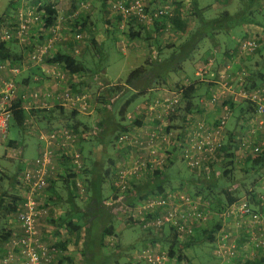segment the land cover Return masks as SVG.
I'll list each match as a JSON object with an SVG mask.
<instances>
[{"label":"built area","instance_id":"obj_1","mask_svg":"<svg viewBox=\"0 0 264 264\" xmlns=\"http://www.w3.org/2000/svg\"><path fill=\"white\" fill-rule=\"evenodd\" d=\"M55 1H50L54 7ZM88 1L84 0L79 4L85 11L90 7ZM144 1L110 0L107 9L111 14L118 15L121 23L134 21L146 27L153 26L161 17H172L173 7L170 4L149 9ZM45 13L41 5L26 4L16 11L15 16L6 18L0 27V44L15 40L26 49L20 63L0 61V75H6L0 77V155L4 150L8 155L17 150L5 145L10 140L8 134L13 126V112L18 100L15 77L29 65H40L46 57L53 56L56 53V43L66 39L57 26L58 23L45 26L42 20ZM45 29L48 30L46 34L51 36L42 41L38 40L36 32ZM85 37L83 33L72 36L74 47L70 55L76 57L79 54L78 44L83 42ZM258 42L256 36L238 41V58L253 54L259 46ZM151 53L153 60L156 59L155 52ZM228 62L215 74L212 72L214 60L208 58L206 63L196 65L194 80L184 77L182 87L173 90L160 89L163 92H159L158 96L146 101L143 106H136L127 114L126 119L132 128L116 137L120 156L109 177L111 193L102 201L103 206L123 220L125 225H138L144 234L154 235L171 230L179 242H187L197 235L198 229L206 227L212 239L208 242L212 246L210 253L214 258L208 264H221L222 261L239 257L243 253L237 246L230 227L238 230L241 233L239 236L243 235L249 244L264 250V192L257 193V202H252L248 195H243L211 215L208 202L202 196L186 189L166 187L161 191L147 190L146 194H140L139 190L145 187L150 173L164 171L166 166L177 158L185 163L190 172L219 174L218 165L221 158L218 157V150L226 140V126L233 114L230 104H225L226 102L248 103L253 108L250 131L240 140L241 148L257 152L264 144L254 142L256 132L264 125V83L249 88L248 72L242 69L234 74L230 71L231 65ZM47 73L52 80L65 84L69 75L63 68H51ZM93 79L97 84L102 83L99 76H93ZM200 82L212 84L210 98L205 100L204 104L214 107L217 104L220 107L216 118L207 123L190 113L185 116L181 129L172 128L174 122L171 118L180 114L184 87ZM41 94V90H36L32 97L37 100ZM96 98L99 96L96 95ZM61 99L60 103L80 114L87 115L92 111L94 97L88 90L76 92L68 85L63 90ZM144 117L151 120L149 127L133 125L134 121H140ZM104 135V130L98 126L80 131L63 126L37 130L40 150L20 171L14 190L21 196L16 214L20 231L8 239L1 264L58 262L57 255L60 250L55 244L47 243L43 239L37 226L39 218L48 208L45 196L48 180L51 176H67L68 173H74L75 176L71 178L72 186L77 187L79 194H86L85 184L77 176L84 167L78 144L80 141H90L95 136ZM56 153L62 161L61 165L55 161ZM261 186L264 190V180L261 181ZM214 215L217 224L213 229L208 222L213 220ZM145 240L143 247L132 253V258L149 264H188L170 256L168 248L160 242L146 238ZM106 242L114 247L118 241L110 235L106 237Z\"/></svg>","mask_w":264,"mask_h":264},{"label":"trees","instance_id":"obj_2","mask_svg":"<svg viewBox=\"0 0 264 264\" xmlns=\"http://www.w3.org/2000/svg\"><path fill=\"white\" fill-rule=\"evenodd\" d=\"M254 2H256V0H239V4L246 6L248 5L247 7L246 6L240 7V9L244 8L243 11H245L246 8L251 7L254 4ZM54 3L56 5V1ZM166 3L170 4L173 7L172 17L171 18L161 17L159 20H157L154 23V25L151 26L153 27V32H154L153 33L154 35L151 37H153L156 41H158V37L163 31H168V32L172 31V32H178L180 34V37L183 38V40H181L177 44H173L172 46L166 47L165 50H167V54L164 55L163 57L158 56L154 60L148 59V61H146L144 64L132 70L127 75L123 84L117 83L115 85H111L110 83H105V85L107 86L106 87L107 89L105 90L106 92L103 94V96L101 97L99 96L98 98L99 99L98 110L100 111L101 117L98 125H96L104 130L105 135L103 137L95 136L92 140H102L107 136V134H111V128H110L111 126L112 127L114 126L117 129L116 131H118V133L127 132L132 125L130 124L125 125L127 121L126 114L130 106L137 100V98L141 94H147L148 91L150 90L154 91L157 89H163V87H169L170 76L172 74L177 75L183 73L185 71L184 64L190 61L193 62L196 55L202 50L201 45H203V42L210 38L214 40L217 34L225 33V31L230 30L232 26H228L227 22L233 16H236L230 14L228 11H222L218 17L215 18L205 17L203 14L204 12L200 10L198 0H174V1L163 0L160 3V5H164ZM45 4H46L45 6L41 5V8L44 9L46 12L42 16V20L45 26L48 27L56 23L57 15H56L55 7L53 6L52 3L46 2ZM19 5L17 7H19ZM183 9L186 10L189 9L196 22L194 27L189 31H187L188 26L186 25V22L182 17L181 12L183 11ZM16 10H18V8ZM239 12L242 11L240 10ZM249 24L256 25L251 21L249 22ZM128 35L130 39H143V40L147 39L141 37L142 35L140 31L135 32L132 29H129ZM183 35L185 36L183 37ZM242 39H237V41L235 42L236 48L238 47V41ZM151 48L152 47H150V49ZM25 54L24 51L20 53L14 52L13 48H11V46L9 45V42L0 44V61L7 60L13 64L20 63L23 60ZM216 54H217L216 51L212 52L211 54L206 52L204 55L205 57L203 58L204 60L202 62V63H206L208 58H213L214 66L212 72L215 74H217L218 65H219L217 64L219 62H217ZM236 54H238V49H236ZM233 55L234 53L230 54L227 60L234 61ZM44 61L48 64L61 65L63 70L66 71L69 75L80 74V73L88 75L90 71L89 69H87L84 63L79 61L75 56L70 55L69 53L66 52L58 51L50 58H45ZM256 75H260L261 79H263L264 81L263 73H258V74L248 73L249 77L247 80V86L249 88H254L261 85L256 83L257 81ZM186 76L184 74L182 76V80L184 77L186 78ZM201 85H206V89L209 86L210 91L208 96L206 95L199 97L198 99L199 102L200 101L204 102L205 100H208V98H210L211 87H212L211 83L207 84L204 82H200V83L187 84L186 87H184L183 90L184 92L182 93L180 114L177 117L171 118L173 122L178 121L180 124L179 126L174 125L172 128L181 129L182 123L183 121H185V116L189 115L190 113L193 114L191 110L194 107H196L195 102L197 101L196 99L198 96V89L200 88ZM179 87H182V82H178L174 86L175 89ZM126 93L129 94V97L125 98V101L119 107L117 113L118 115L117 120L116 117L113 116L115 121L113 122V120L111 119L112 114L109 113L107 106L111 105L110 100H112V98L118 95L119 97L117 99L121 100L122 96ZM225 104H230L232 108V112H235L237 105H239V104H233L231 102H226ZM243 104H245V106H247L250 109L249 111L252 112L251 114L253 115L252 106L248 103H243ZM15 107L16 110L13 112V127L16 128L18 130V133L22 135L26 130L25 128L27 124L28 113L27 111H25L20 107L19 100L16 101ZM216 107H218V109L220 108L217 104ZM57 108L59 107L54 108V110H57ZM75 113L76 111H72V114ZM133 125H139V122L134 121ZM65 127L77 131V128H74L71 125H66ZM226 135H227V139H226L227 141H224L218 150V157L221 158L220 164L218 165L220 168L219 174L216 175L214 172L211 173L210 175H204V173H196V177L189 178L191 181L195 180L197 184L203 186L205 185L207 186L208 183L207 181L211 182L214 180H220V181L225 180L228 183L227 187L221 188V190L215 195L211 193L210 186H208L209 194L206 195L205 193H203L204 191H200V190L197 192H190L196 195H200L204 199H210L209 196H212L214 201L212 203V199H210V204L213 205L209 206V208L212 209L214 212L221 211L224 206L234 201H237L243 195H248L250 197V200H252V202H255L257 194L255 193V190H253V187L264 180V144L260 146V149L257 152H252V150L250 149L247 150L249 151V153L245 154L244 156V166H243L244 168L242 170L244 175L242 176L241 179H238L234 175V171L236 170V162H237L236 151L239 148L241 149V151L244 149L241 148V145L238 141H235V137L233 136L232 133H228ZM20 143L21 142L19 141V139H12V140L10 139L9 141H7V145L12 147ZM172 164L173 161H171L170 164L166 166L164 171L157 170L153 173H150L148 175V180L146 181L145 187L144 188L141 187V189L139 190L141 191L140 194H146L147 190L161 191L164 188L168 187L169 181L171 177L174 176V173L172 170L168 171L167 168L170 167ZM248 174H251L250 179L247 178ZM18 176L19 175L16 174L15 176H13L12 179L7 178L8 176H6V178L12 180V182L10 183L11 189L9 191L6 190L2 192L0 195V212L2 214V216L0 214V219H3L5 215L7 216L11 212L15 211V208H17L16 211L18 210V204L21 200V196L19 194H16L15 191L12 190L13 188H15L16 184L19 181ZM73 176H75L74 173H68L67 176L60 175L59 177L62 178L60 180L63 181V184L65 185ZM95 182L97 181L92 179L89 180V183L84 182L86 187V193L88 194V192H90L89 195L86 194L87 196L86 202L88 203L89 206L88 209L90 214L88 219L86 221L85 220L82 221L83 224L81 226L77 223L70 224L69 222H66V217L61 219L66 225H68L67 227L68 230L70 231L79 230L81 227L86 229V237L84 236L83 242L81 244L82 247L80 249L81 255L84 260V264H103V260L105 259L106 257L105 255L107 254H113L115 256L117 255V257L119 256V258L122 255L120 251L121 249L119 248L120 244H118V242L114 247L110 246L112 247L111 251H109L110 249H108L110 247H108L104 243L105 242L104 239L107 236L110 235L116 236L113 232V225L111 224L108 225L107 223L115 215L111 212L109 208L103 206L102 204L103 199L107 196V195L104 196L102 191L101 184L103 182V178L101 177L99 179V182H97V184H95ZM72 188H73L72 191L76 193L78 197H80V199H82L83 195L77 192L78 191L77 187L72 186ZM11 204L13 205L15 204L14 207H12ZM91 220H93V222L89 224ZM212 227L213 229L215 228V226ZM212 227H210V229ZM12 235L13 233L11 229H8L7 226L1 227L0 244H6L8 239ZM96 235L98 236L97 238H95ZM148 239L150 241H158L162 245H166V247L169 250L168 253L170 256L175 257L178 260H184L188 264H192L191 258L188 256L187 253L183 251V248L186 246L194 245L198 240L206 241V242L212 240L210 238V235L206 227H202L198 229L197 235L195 237H191L189 240H187V242H179L175 238V235L171 230H168L167 232L162 231L158 234L150 235ZM144 242H146V240H144ZM62 246L63 244L60 243L56 244V247L62 248ZM209 251H210V245H209ZM124 257H125L124 260H126L124 262L127 263V260L129 258H132V255L126 256L125 254ZM64 261H69V258L65 257L64 259L60 257V259H58V262L56 264H65Z\"/></svg>","mask_w":264,"mask_h":264},{"label":"crops","instance_id":"obj_3","mask_svg":"<svg viewBox=\"0 0 264 264\" xmlns=\"http://www.w3.org/2000/svg\"><path fill=\"white\" fill-rule=\"evenodd\" d=\"M32 1L33 2L35 1L34 3H36L37 1H41V0H31L30 3L29 2L24 3L23 0H19L18 3L20 5L17 8L19 9L21 6L26 5V4L33 5ZM99 1L100 3L98 5L96 2L93 3V1L91 2L88 1V4L91 7V9L90 10L88 9L86 12L82 13V17L86 19L85 21H82L81 23L84 29L82 33L86 36L85 37L86 39L85 41L81 43L84 45L86 49H88L89 51L91 50L90 52H93L94 50L96 51L98 49L102 50V47L104 45H107L108 43L111 42L110 38H112V36L116 42L120 41L121 38H119V36L123 31V29H120L121 25L120 26L118 25L120 24V21H119L120 19L118 15L117 16H115V14L107 15L106 13H104L105 9H107L106 4L108 3V0H99ZM225 1L226 0H217L215 4L225 3ZM77 2L76 0H70L69 3L66 2L69 5L67 7H63L65 3L63 1L59 2V0H57V5H55V11L57 15L56 23L63 24L62 22H60V20L66 21L68 18H70L71 12L74 10L73 6L79 5ZM79 8L80 10H83L80 6ZM72 16L77 17L76 14ZM59 27L61 28V25H59ZM244 27L245 28L254 27L253 32H256V33L259 31L260 32L263 31V28H259L257 25L247 24V25H244ZM74 29L76 28L72 27L71 31L73 32ZM256 29H258L259 31H257ZM69 30L70 29H66V34L67 32H69ZM47 31H48L47 29L41 32L37 31L35 35L36 38L40 41L45 40L47 36L46 34ZM71 36L66 39V42L63 41L57 44V49L59 50V52L70 53V51L74 47V43L72 41ZM207 40H205V42ZM90 42L93 45V49L89 47ZM205 42L203 43V45H201L202 49L203 47H206L208 43V42L206 43ZM95 43L98 46H96ZM226 48H227V45H226ZM228 50L231 51V48L226 49L225 52ZM97 57H99V55H97ZM228 61L230 60H227L226 55L221 57L219 63H217L219 64L218 69L223 68V66H225ZM81 62L84 63L87 69L90 70L88 75L81 74V73L72 74V76L67 75V81H66L67 86H68L67 82H69V85L76 92H82L84 90H87V88L89 87H95L96 89H94L93 91L91 90V93L94 92L98 96L101 97L106 92L105 90L107 88L101 87L100 84L105 85V83H110L112 85H115L117 83L123 84L124 82V81L123 82H120V81L113 82L109 80L107 81L106 79L103 80L100 75L101 72L99 74L98 72L96 73L92 70V64L87 65L85 61H82V60ZM228 63L232 67L230 68V71L232 73H235L236 72L235 70L239 69V65L241 66V64L238 61L228 62ZM51 68L62 69L61 65L48 64L45 61H43V63H41L40 65H29L26 69L22 70V72L15 77L18 100L20 101L21 108L27 111L28 113L27 124L28 123L34 124V126L32 127L31 133L34 134L35 138H37V130H49V129L56 128V127H62V126L65 127L66 125H71L74 128H77L78 131H80V130H89L91 129V127H95V125H98L101 115H100V111L98 110L99 106H97L96 104L92 105V111L90 112V114L83 115L78 112H76L75 114H72L73 110H71L69 107H67L63 103H60L62 101L61 99L62 94L60 93V90L61 88L65 87V82L63 83V82L58 81L55 84H48L44 76L48 74L47 71ZM103 75H104V72H103ZM5 76H6L5 74L0 75V77H5ZM93 76H99L100 81L102 83L97 84V82L93 79ZM187 78H189L190 80L192 79V77L190 76H187ZM256 78H257V81H256L257 84L264 83L260 75H256ZM36 90H41L42 94L39 96L37 100H34L32 95ZM209 91H210L209 86L207 89H206V85L200 86V88L198 89V96L196 99L198 102L197 101L195 102L196 107H194L191 110V112L193 113L192 115H194L198 119H202L206 121L207 123L213 122L219 111L218 107L216 106L215 107L207 106L204 104V102H201V101H200L201 103L199 102L198 100L199 97L206 96V95L208 96ZM94 93L92 94L94 95ZM158 95L159 93H155L153 92V90H150L147 93V96H152V98ZM118 97L119 96L117 95L114 98H112V100H110L111 105L110 106L108 105V110H109V113L112 114L111 119L113 120V122H115L113 118L115 114L114 113L115 108L118 102H120V100L117 99ZM43 105H46V106H43ZM56 107H59L57 108L58 111L54 110V108ZM129 110L132 111L133 109L129 108L128 111ZM249 110L250 109L247 106H245V104L237 105L235 109V116L237 115L236 122H235V128H239V127L245 128L244 126H249L250 120L253 118V115L251 114L252 112H250ZM150 121L151 120L145 119L144 117L143 119L138 121L139 126L141 125V126L149 127ZM127 124H129L128 120L126 121L125 125ZM229 126H230V122L227 126L226 134L235 132V131L238 132L237 130H234V128L233 130L230 129ZM110 128H111V134L112 133L114 135L120 134L118 133V131H116L117 129L114 126L113 127L111 126ZM131 128L132 126L130 127V129ZM248 133L249 132L246 133V136L248 135ZM262 133H264V125L261 127L259 131L256 132L254 136L255 143L260 144L261 142H264V140H260V134ZM111 134H107V136L110 137ZM245 137L236 135L235 140L240 143V140ZM109 145L110 144H108L107 141L105 140L81 141L80 149H81V153L83 157L84 167L80 171V173H78L77 175L79 176V178L83 179L82 180L83 183L84 182L89 183V180L91 179L99 182V179L101 177L102 178L108 177L109 185H108V192L106 191L107 192L106 195L111 193L110 192L111 181L109 177H110V173L112 172L114 165L117 163V161L119 160V156H120L117 148L112 151H109L108 149ZM103 146L105 147V150ZM40 147H41V144H35L36 153L39 152ZM238 151H240V148L238 149ZM238 151H236V155ZM244 151L246 150L244 149ZM105 156L109 158L108 164H106L107 157ZM55 161L60 165L62 164V161L60 160L57 153L55 155ZM60 179L62 178H60L58 175V176H51L48 180V186H47L46 194H45V196L47 197L46 201L48 202V208L46 209V212L39 218L37 226H38L41 236L47 243L55 244V245L58 243L63 244L62 250H60L59 254L57 255L58 259H60V257L64 259L65 257H68L69 261H64L65 264H84V260L81 255L80 249L82 247L81 244L83 242L84 236L86 237V229L81 227L79 230L70 231L68 230V227H67L68 225H66L61 219L66 217V222H69L70 224L77 223L81 226L83 224L82 221L84 220L86 221L88 217L90 216L89 209H88L89 206H88V203L86 202L87 196H85L84 198L80 200V197H78V195L72 191L73 183L71 179L65 185L63 184V186L66 189V195H63V193L60 191V188H58L63 183V181H61ZM97 182H95V184H97ZM260 183L256 184L253 187V190H255L256 194L260 192H264ZM101 185H102V191H103V182ZM13 190H15V188H13ZM89 193L90 192H88L87 195H89ZM214 219L215 221L210 224L211 226H215V224H217L216 223L217 219L216 218ZM112 220H115V222H117L116 226L112 224ZM120 220L121 219L117 218L116 216H113L109 220V222H107L108 225L110 224L113 225V232L116 235L114 237L117 239V241H119V236L117 234L122 232V230L125 229L124 226H126L123 220L121 221ZM92 222L93 220H91L89 224H91ZM14 223H16L14 230H17V229L18 230L13 232V234L18 233L20 231L16 219ZM122 224L124 226H122ZM230 228L232 230L231 231L232 235H235L234 239H235L237 246L240 248V250H242L243 253L239 257L232 258L230 260L229 259L224 260L222 264H263L262 262L264 261V250L255 248L254 246H252L246 241L243 235L239 236L241 235V233H239L238 230L233 229L232 227ZM97 237L98 236L96 235L95 238ZM149 237L150 236L146 237V239H148ZM104 240H105L104 242L105 245L110 247V244L106 242V238ZM124 247H123L124 250L121 251L122 255L120 256V259H122V257L125 256L126 249L129 246L126 245ZM111 248L112 247L108 248L110 249L109 251H111ZM105 256L106 257L103 260V264H109L110 259L115 255L107 254ZM115 257H117V255Z\"/></svg>","mask_w":264,"mask_h":264},{"label":"rangeland","instance_id":"obj_4","mask_svg":"<svg viewBox=\"0 0 264 264\" xmlns=\"http://www.w3.org/2000/svg\"><path fill=\"white\" fill-rule=\"evenodd\" d=\"M19 0H0V27L2 26V23L5 21L6 18H11L13 16H15L16 14V9ZM52 0H41V1H37L36 3H34L33 1V5L37 6V5H43L45 6L46 2L49 3ZM63 1L65 4L63 5V7H67L69 4H67L66 2L69 3L70 0H59ZM82 1L84 0H76V2L78 4H80ZM93 1V3H97V5L100 3L99 0H91ZM89 0V2H91ZM110 1V0H108ZM145 0V4L147 5V7L149 9H152L153 7L159 6L160 3L163 0ZM172 1V0H169ZM174 1V0H173ZM217 0H198L199 2V7L200 10L203 11L204 16L208 17V18H215L218 17L222 11H228L230 14L236 15L233 16L228 22L227 25L228 26H232V28L230 30L225 31V33H219L216 35L215 39L211 40L208 39L206 42L207 45L206 47H203V49L196 55L195 59L193 60V62H186L184 64V68L185 71L183 72L185 74V76H190L193 78V80L195 79L194 77V71H195V65H199L200 63L203 62V58L205 57V53L208 52L209 54H211L212 52L216 51L217 52V62L220 61L221 57L225 56L228 58L229 57V53H234V61H238L241 66L239 65V69L235 70L236 72H240L242 69H244L245 71H247L248 73H263L264 74V0H256V2H254V4L251 7L246 8L245 11H243L244 8L240 7H245L246 5H241L239 4V0H226L225 3H220V4H215ZM21 2V1H20ZM24 3L27 2H31V0H23ZM44 2V3H43ZM56 5H57V0H56ZM108 7V4H106ZM215 5V6H214ZM217 5V6H216ZM248 6V5H247ZM246 6V7H247ZM73 11L71 12V17L68 18L66 21L65 20H60V22H62L63 24H57V26L61 25L60 31L62 32L63 36L67 39L68 37H70L71 35L73 36L76 33H81L83 32V26L81 25L82 21H85L86 19L84 17H82V13L86 12L85 10H80L79 5L77 6H73ZM91 9V7L89 8V10ZM242 12H239V11ZM109 13H108V12ZM251 12V13H250ZM104 13H106L107 15L111 14V12L108 9H105ZM182 13V17L184 18V21L186 22V25L188 26L187 31L191 30L194 25H195V20L194 17L192 16L191 12L189 9H183ZM76 14L77 17H74L72 15ZM117 16V15H115ZM106 17V16H105ZM119 21L120 25H123V27L121 26L120 29H123L122 33L120 34L119 38H121L120 41H115L113 36L112 38H110V43H108L107 45H104L102 47V50H94L93 52H90L88 49H86L84 47V45L80 42V45L78 46L79 49V54L76 56V58L78 57L79 61H85V63L87 65H91L92 64V70L94 72H98L100 74L101 72V78L103 80H109V81H120L123 82L125 81L127 75L134 69L138 68L139 66H141L142 64H144L146 61L149 60H153L152 58V51H155L156 56L158 57H163L164 55L167 54V50H165L166 47L172 46L173 44H177L179 43L181 40H183L182 37H180V34L178 32H172V31H163L159 37H158V41H156L153 37L154 32H153V27H146V26H141V24L136 23L134 21H127L125 23H121L122 20L119 17ZM64 21V22H63ZM253 22L255 23L259 28H263V31H259L258 29H256L259 32H253L254 27H247L245 28L244 25L249 24V22ZM130 22V23H128ZM65 23V24H64ZM76 28L74 29V31H71V28ZM66 29H70L69 32H67L66 34ZM129 29H132L133 31H140L141 33V37L142 38H147L145 40L143 39H130L129 35H128V31ZM51 35H47L46 38H48ZM71 36V37H72ZM185 35H183L184 37ZM249 36H256L259 39V46L257 48V50L249 55V56H241V58H238V54H236V44L235 42L237 41V39H242L244 37H249ZM66 39L64 40V42H66ZM85 41V40H84ZM89 41V40H88ZM63 42V41H60ZM205 42V41H204ZM203 42V43H204ZM205 42V43H206ZM59 42L56 43L55 48H56V52H58L59 50L57 49V44ZM9 45L11 46V48H13L14 52L16 53H20L24 51V54L26 53L25 48H23V46H20L19 43L15 40L9 41ZM90 48L93 49V45L90 42L89 44ZM96 46H98L95 43ZM151 45V46H149ZM227 45V48H226ZM150 47H152L153 49H150ZM231 51L228 50L227 52H224L226 49H230ZM236 48V49H235ZM124 49V50H123ZM150 49V50H149ZM162 49V50H160ZM95 52V53H94ZM161 53V55H160ZM97 55H99V57H97ZM46 57V58H50ZM210 57V56H209ZM95 61V62H94ZM216 68V67H215ZM232 68V67H231ZM104 72V75H103ZM236 72L234 74H236ZM183 73L174 75L172 74L169 78V87H163L168 89V90H173L175 89L174 86L176 83L178 82H183L182 80V76L184 75ZM186 76V77H187ZM45 80L48 82V84H55L58 81L56 80H52L50 77H48L47 75L44 76ZM69 85V83H68ZM67 84H65V87L61 88L60 93L62 94L63 90L66 88ZM171 88V89H170ZM94 89H96L95 87H89L87 88V90L91 93V90L93 91ZM155 93H159V92H163V90H155L153 91ZM94 93V92H92ZM91 93V94H92ZM93 95V94H92ZM96 93H94L93 97H94V101L92 102V104L94 105L95 103H97L96 105L98 106V101L99 99L96 98ZM129 94L126 93L122 96V99L120 100V102H118L116 108H115V115L114 117H116V120L118 118V109L119 107L123 104V102L125 101V98H128ZM152 96H147V94H141L137 100L130 106V108H132L134 110V108L136 106H143V104L148 101L151 100ZM243 104V103H240ZM132 110V111H133ZM58 111V110H56ZM131 110H129L127 113L130 114L132 112ZM127 116V114H126ZM237 116V115H236ZM236 116H235V112H233L232 117L230 118V120L228 121V124L230 122V126L229 128L233 130H237L238 132H231L233 134L234 137H236V135H240V136H246V133L250 131V126H244L245 128H235V122H236ZM138 122V120H136ZM179 122L175 121L174 125L175 126H179ZM227 124V126H228ZM28 126L25 128L26 130L24 131V133L21 135L20 133H18V130L16 128H14L13 126L10 128L8 137L12 140V139H19V141L21 142L20 144L16 145V146H9L7 145V142L5 143V145L11 147V148H16L17 150L14 151V154L8 155L7 152L4 150V153H2V155H0V166H1V171H0V195L2 192L6 191V190H10L11 189V182L12 180L7 179V178H13V176H15L16 174L19 175L20 174V170H22L23 168H25V166L28 164V162L32 161L37 153H36V149H35V144H40V142L37 140V138H35L34 134H32V127L34 126L33 123H28ZM96 126V125H95ZM227 131V129H226ZM229 131V130H228ZM231 131V130H230ZM117 134H111L110 137L106 136L105 138H103L102 140L107 141L109 145L108 149L109 151H112L116 148H118L117 142L116 140V136ZM227 139V137H226ZM260 140H264V133L260 134ZM227 141V140H225ZM236 141V140H235ZM81 142V141H80ZM113 143V145H112ZM114 147V148H113ZM104 150L105 147L103 146ZM78 149L81 151L80 149V143L78 144ZM2 151V148H0V152ZM238 151V150H237ZM249 153V151H238L237 155H236V170L234 171V175L238 178L241 179L242 176L244 175L243 173V166H244V155ZM109 154V153H108ZM108 156V155H107ZM105 156V157H107ZM239 160V161H238ZM109 158L107 157L106 160V164H108ZM20 168V169H19ZM168 171H173L174 176L171 177L170 181H169V186L168 187H179V188H183L186 189L188 192H197V191H204L203 193L209 194V190H208V186H210V190L211 193H213L214 195L216 193H218L221 188L227 187L228 183L225 180H214V181H207V186H203L200 184H197L194 181H191L189 178L192 177H196V172L191 173L189 171V169L187 168V166L185 165L184 162L175 159L173 161V164L167 168ZM246 175V174H245ZM6 176H8L6 178ZM247 178H251V174L247 175ZM83 180V179H82ZM108 185H109V179L108 177H103V191H104V196L107 194L108 192ZM60 188V191L63 193V195H66V189L63 186V183L58 187ZM111 189V188H110ZM13 190V189H12ZM213 190V191H212ZM107 191V192H106ZM87 194V193H86ZM86 194L83 195V198L86 196ZM213 195V196H214ZM109 196V194L107 195ZM106 196V197H107ZM210 199H212V203L214 201V199L212 198V196H209ZM210 199H204L206 202H208V207L213 205L210 204ZM81 200V199H80ZM15 205V204H14ZM13 204H11L12 207H14ZM17 208H15V211L11 212L10 214H8L7 216L5 215L3 219H0V228L3 226H7L8 229H11L12 233L17 231L14 230L15 229V218H16V211ZM214 211L211 209V215ZM1 214V212H0ZM2 216V214H1ZM214 218H216V215L213 216ZM212 218L213 220H210L208 223H212L215 221V219ZM117 220V219H115ZM115 220H112V224L114 226L117 225V222H115ZM14 221V222H13ZM121 221V220H120ZM122 226H124L122 224ZM18 227V226H17ZM125 229L122 230V232L118 233L117 235L119 236V241L118 243L119 248L121 249L120 251H123L124 246L128 245L129 247L126 249V256L127 255H132V253L135 250H138L140 248L143 247L144 245V239L148 236H150L149 234H144L138 225H126L124 226ZM165 232H167L168 230H164ZM209 242L206 241H197L194 245L192 246H186L183 248V251L185 253L188 254V256L191 258V263L192 264H208L209 262H211L214 258L213 255L210 254L209 252H211V250L208 252L209 250ZM6 244H0V258L3 255L4 249H5ZM166 247V245H163ZM211 246V244H210ZM124 247V248H123ZM212 247V246H211ZM59 250H62L61 247H57ZM77 250V249H76ZM78 251V250H77ZM122 253V252H121ZM124 261V257L123 259H120L119 256L115 257L113 256L110 261L109 264H149L146 263L145 261H138L135 258H129L127 260V263H125ZM223 262V261H222ZM221 262V264H222ZM262 262V261H261ZM264 264V261L262 262Z\"/></svg>","mask_w":264,"mask_h":264}]
</instances>
